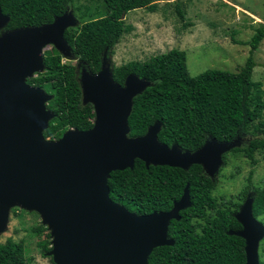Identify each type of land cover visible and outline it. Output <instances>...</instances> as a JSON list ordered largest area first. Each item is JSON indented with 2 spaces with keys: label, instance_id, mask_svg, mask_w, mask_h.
Instances as JSON below:
<instances>
[{
  "label": "trees",
  "instance_id": "trees-1",
  "mask_svg": "<svg viewBox=\"0 0 264 264\" xmlns=\"http://www.w3.org/2000/svg\"><path fill=\"white\" fill-rule=\"evenodd\" d=\"M105 12L85 11L78 15L80 24L66 28L63 38L72 56L94 73L100 67L101 54L115 44L128 30L121 14L145 7L153 10L152 0H101ZM74 0H0V11L8 17L4 30L39 26L52 21L73 6ZM180 13V12H179ZM264 38V24L258 23L246 44L248 55L236 71L206 68L190 75L185 53L171 48L146 60H131L112 66L111 80L123 84L127 74L144 79L148 85L131 100L127 117L129 137L140 136L148 126L159 123L156 138L181 150L193 151L206 139L229 141L250 130L252 138L245 147L233 148L252 160V153L264 152V123H254L264 107L260 83L251 79L255 66L253 52ZM44 71L26 79L52 93L46 107L53 113L44 138H57L68 127L86 130L92 125L93 111L89 103L82 104L77 75L64 69L60 56H43ZM188 184L190 205L178 211L179 219H170L167 237L170 245L152 248L146 264H243L244 241L228 230L240 229L234 218L249 187H244L237 200L217 203L212 195L214 182L198 164L187 169L167 165H148L134 159L132 168L114 170L107 179L108 196L113 202L136 214L168 210ZM251 214L264 226V184L251 194ZM16 210V208H12ZM13 214H16L13 212ZM33 232L41 254L50 248L46 228L36 225ZM258 262L264 264V237L258 248ZM22 241L6 238L0 242V264H25Z\"/></svg>",
  "mask_w": 264,
  "mask_h": 264
},
{
  "label": "water",
  "instance_id": "water-1",
  "mask_svg": "<svg viewBox=\"0 0 264 264\" xmlns=\"http://www.w3.org/2000/svg\"><path fill=\"white\" fill-rule=\"evenodd\" d=\"M68 13L0 36V232L9 209L21 206L39 213L50 237L46 254L54 264H146L152 248L173 243L168 222L190 205L188 184L168 210L136 214L110 200L109 173L132 168L139 159L146 167L198 164L212 175L220 154L237 137L209 138L193 151L181 150L157 140L156 122L144 134L129 137L131 100L148 82L127 74L118 85L101 62L94 73L82 69L78 80L82 104L92 105L91 127L67 128L60 137L45 139L42 131L53 117L46 103L52 95L25 79L42 69L40 50L48 43L72 57L63 38L74 23ZM7 19L0 11V28ZM251 201L245 198L234 214L240 229L227 231L244 241L243 264H259L257 246L264 235L263 224L251 214Z\"/></svg>",
  "mask_w": 264,
  "mask_h": 264
},
{
  "label": "rangeland",
  "instance_id": "rangeland-1",
  "mask_svg": "<svg viewBox=\"0 0 264 264\" xmlns=\"http://www.w3.org/2000/svg\"><path fill=\"white\" fill-rule=\"evenodd\" d=\"M152 2L155 3V7L151 11L145 7L136 8L121 17L128 30L121 34L115 44L102 52L100 59L110 72L112 66L122 65L131 60H146L171 48L184 51L186 68L190 75H195L206 68L236 71L248 55L249 46L246 42L253 29L258 23L264 24V0H152ZM85 7L90 12L96 10L105 12L101 0H74L73 6L67 10L70 18L74 20L71 27L79 26L78 15L85 11ZM4 33V28H0V36ZM52 49L60 56L62 67L73 69L79 80L82 69L87 70L84 63L73 56H64L62 51L65 50H60L51 43L41 48V57L43 58L46 53H52ZM252 56L255 66L251 71V79L260 83L264 103V38ZM42 71L44 66L40 72L33 74ZM39 88L52 95L47 89ZM257 121L264 123V107L254 123ZM251 138L250 130L237 136L234 144L220 154V162L215 172L212 175L206 174L214 182L211 193L217 203L227 204L236 201L237 194L245 186L249 187L245 198L251 199L253 190L264 184V152L262 150L253 152L251 160L240 150L232 151L236 147H245ZM7 217L5 228L0 232V242L6 238L22 241L25 264H54L50 256L41 254L36 244L38 237L33 228L36 225L44 226L39 213L21 206H13L9 209ZM256 219H262V216ZM46 231L48 232L47 229ZM263 237L264 235L261 239Z\"/></svg>",
  "mask_w": 264,
  "mask_h": 264
},
{
  "label": "clouds",
  "instance_id": "clouds-1",
  "mask_svg": "<svg viewBox=\"0 0 264 264\" xmlns=\"http://www.w3.org/2000/svg\"><path fill=\"white\" fill-rule=\"evenodd\" d=\"M74 57V56H73ZM76 58V57H75Z\"/></svg>",
  "mask_w": 264,
  "mask_h": 264
}]
</instances>
